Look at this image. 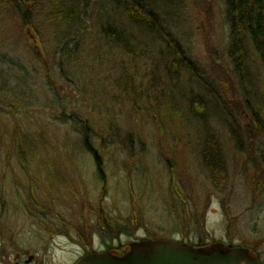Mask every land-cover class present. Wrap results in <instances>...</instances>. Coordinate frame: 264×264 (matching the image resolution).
Instances as JSON below:
<instances>
[{"label": "rangeland", "instance_id": "1", "mask_svg": "<svg viewBox=\"0 0 264 264\" xmlns=\"http://www.w3.org/2000/svg\"><path fill=\"white\" fill-rule=\"evenodd\" d=\"M36 1L24 20L0 0V264H75L147 240L244 247L264 264V70L248 47L239 80L226 0H137L194 65V76L174 81L165 45L148 38L134 58L97 38L93 21L108 0H91L90 35L68 56L46 0ZM241 83L252 85L249 98ZM171 85H183L185 100L213 101L224 189L203 166L207 129L184 103L171 111ZM86 136L100 166L82 150ZM103 212L117 232L102 228Z\"/></svg>", "mask_w": 264, "mask_h": 264}, {"label": "trees", "instance_id": "2", "mask_svg": "<svg viewBox=\"0 0 264 264\" xmlns=\"http://www.w3.org/2000/svg\"><path fill=\"white\" fill-rule=\"evenodd\" d=\"M2 1L7 5L16 7L24 20H28L32 14L28 9L29 5L34 7L37 5L36 0ZM108 1L109 4L101 6L100 11L95 15L96 22L93 21L95 23L94 27L98 30L97 38L99 40H104L124 54L135 58L140 51L146 50L145 43L148 42L149 38L157 44L165 45L160 55L167 60L166 72L171 81L180 80L184 73L194 76L192 74L193 63L190 59H187L181 46L176 44L173 38L170 37L168 27L164 21H159L157 13L151 11L146 7L147 5L137 2V0ZM46 4L49 19L61 28L62 54L65 56L71 44L80 45V42L85 40L91 32L87 26L88 18H90L88 9H92L91 0H46ZM226 6L231 25V58L235 65L236 74L239 80L243 82L244 75L248 77L249 72V63L246 59L249 56L246 55L248 47L264 70V0H226ZM119 15L125 17V22L121 26L117 25ZM169 20L171 19L169 18ZM30 24L27 25L30 26ZM132 29H137V33L132 32ZM141 34L146 38H142ZM240 86L245 90V96L249 98V93L253 91L252 85L245 87L241 83ZM184 93L185 88H183V85L179 88L171 85L169 88L170 109L176 111L179 104L184 103L182 109L187 112L189 120L200 123L207 129V138L204 140L202 147L203 166L211 177L214 186L217 189H224L228 177L222 153L223 148L219 142V133L210 124V114L212 112H208L210 109L209 103L213 101H210L202 93L193 95L189 99L186 96L185 100ZM215 104L220 107V100L215 101ZM179 112H181L180 109ZM253 114L255 115V113ZM219 119L222 120L221 117ZM229 130L235 132L232 125H230ZM80 141L82 150L93 153L97 165L100 166V157L91 145L88 136ZM24 146L21 145L19 149L21 153L26 149V146L25 148ZM21 157L25 158L24 155ZM26 161L27 159H25L24 165L27 164ZM33 197H35L34 194ZM25 206H27V203H25ZM100 216L102 217L103 229L113 233L117 232L116 221L108 213L103 212ZM204 245L206 244L200 246Z\"/></svg>", "mask_w": 264, "mask_h": 264}, {"label": "water", "instance_id": "3", "mask_svg": "<svg viewBox=\"0 0 264 264\" xmlns=\"http://www.w3.org/2000/svg\"><path fill=\"white\" fill-rule=\"evenodd\" d=\"M33 257L28 262L32 261ZM76 264H261L251 250L217 243L196 248L174 240H147L130 244L123 253L88 254Z\"/></svg>", "mask_w": 264, "mask_h": 264}, {"label": "flooded vegetation", "instance_id": "4", "mask_svg": "<svg viewBox=\"0 0 264 264\" xmlns=\"http://www.w3.org/2000/svg\"><path fill=\"white\" fill-rule=\"evenodd\" d=\"M86 254H88V253H86ZM18 260H19V258H18ZM16 264H20V260L19 261H17V263Z\"/></svg>", "mask_w": 264, "mask_h": 264}]
</instances>
